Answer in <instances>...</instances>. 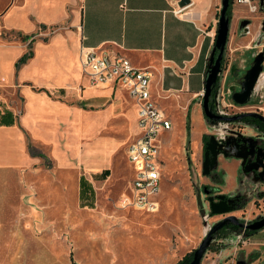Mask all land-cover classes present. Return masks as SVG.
<instances>
[{"label":"crops","instance_id":"1","mask_svg":"<svg viewBox=\"0 0 264 264\" xmlns=\"http://www.w3.org/2000/svg\"><path fill=\"white\" fill-rule=\"evenodd\" d=\"M179 1L0 0V168L32 169L42 157L29 150H48L56 170L76 173L79 198L80 177L93 188L112 154L137 134L133 99L118 85L89 84L81 46L150 71L152 97L172 123L159 136L161 153L179 119L189 122L191 150L202 151L208 127L202 94L222 0H190L184 7ZM33 35L32 56L16 69ZM120 130L125 135H115ZM240 161L224 160V177H237ZM258 235L254 240L264 244V229Z\"/></svg>","mask_w":264,"mask_h":264},{"label":"rangeland","instance_id":"2","mask_svg":"<svg viewBox=\"0 0 264 264\" xmlns=\"http://www.w3.org/2000/svg\"><path fill=\"white\" fill-rule=\"evenodd\" d=\"M249 5L232 1L224 63L212 99L217 95L221 101L219 94L227 86L231 92L238 90L252 53L264 49V4L250 0ZM244 20L248 21L247 32H243ZM257 85L250 104L238 106L229 97L226 102L235 106H226L225 116L245 112L264 116V70ZM185 121L183 125L182 119L177 120L173 132L163 139L161 191L155 213L120 208L119 199L130 177L125 145L112 154L109 175L96 177L92 207L80 204L73 187L76 173L56 170L48 150H37L42 161L32 169L0 168V264H175L194 251L205 233L223 218L210 214L206 199L219 193L236 198L230 214L240 221L263 217L264 181L243 172L242 158L222 153L211 173L202 175L203 150L197 154L193 147L191 150ZM206 121V134L217 141L256 132L243 119ZM114 133L125 135L124 130ZM190 144H194L192 138ZM230 147L235 150L234 141ZM232 158L240 161L237 177H224L219 166ZM203 185L211 189L204 192ZM260 230L247 232L226 225L213 234L200 264H235L240 253L251 260L246 264H264V244L254 240L261 236Z\"/></svg>","mask_w":264,"mask_h":264},{"label":"built area","instance_id":"3","mask_svg":"<svg viewBox=\"0 0 264 264\" xmlns=\"http://www.w3.org/2000/svg\"><path fill=\"white\" fill-rule=\"evenodd\" d=\"M250 4V0H237ZM250 6V5H249ZM254 11L255 6H250ZM51 32H54L51 29ZM37 36H31L29 42ZM79 63L82 74L90 85L115 84L123 88L133 99L136 106L137 134L126 148V161L130 177L125 193L119 199L120 208L155 213L159 207L161 191V150L159 136L172 127L171 120L153 99L150 90L151 74L148 69L134 67L121 55L107 50H94L80 47ZM229 67L227 68V70ZM244 69V67H242ZM261 76V75H260ZM221 90L218 101L215 95V111L224 114L230 100V88Z\"/></svg>","mask_w":264,"mask_h":264},{"label":"water","instance_id":"4","mask_svg":"<svg viewBox=\"0 0 264 264\" xmlns=\"http://www.w3.org/2000/svg\"><path fill=\"white\" fill-rule=\"evenodd\" d=\"M231 0H222L221 8L219 11L218 25L215 37V44L212 53L211 64L208 68L204 79V92L202 94V109L206 119L210 121L232 122L234 120L242 119L243 117H252L264 123V116L257 112H245L236 116H225L215 113L211 106V95L215 83L217 82L218 75L221 71L222 59L228 39L231 18L227 15ZM190 3V0H180L178 5L184 7ZM248 21L242 22L243 32H247ZM264 29V28H263ZM264 70V49L252 53V59L248 67L245 69L243 75L238 80L239 89L234 90L230 94L231 100L238 106L250 104L255 93L256 85L259 77ZM231 147L223 140L219 142L212 136H209L208 141L204 142L203 146V161H202V175L208 176L216 165L218 154L222 153L226 156H237L242 158V170L244 173H253L254 176L260 181H264V162L263 157L257 158L252 164L245 165L244 162L249 155L250 151L241 152L239 150H229ZM209 203V210L211 215H224L221 220L215 223L204 235L200 244L193 251L192 259L189 264H200L205 251L208 249L212 236L218 230L229 224L236 225L239 229L258 231L264 228V216L252 222H242L233 214H230L235 205V199L229 197L224 193L207 196ZM250 259H245V255L240 253L235 264L249 263Z\"/></svg>","mask_w":264,"mask_h":264},{"label":"trees","instance_id":"5","mask_svg":"<svg viewBox=\"0 0 264 264\" xmlns=\"http://www.w3.org/2000/svg\"><path fill=\"white\" fill-rule=\"evenodd\" d=\"M232 1L230 2V5H229V9L227 11V15L231 18V7H232ZM45 26L42 25L41 28H44ZM33 42V39L28 43V51H26L16 62L15 64V67L16 69H18L23 63H25L31 56H32V51H31V43ZM223 59H222V64H221V67H223ZM232 69L234 71L237 72L236 68L232 67ZM236 74V73H235ZM217 82L215 83L214 85V88L212 90V95H211V99H212V96L214 94V91H215V88H216V85ZM210 106L211 105V101H210ZM244 120L246 121H251V122H254L255 124H258V125H262V123L260 122V120L256 119V118H252V117H243ZM189 130H190V127H189V122L187 121L186 122V133H187V136H189ZM208 138V135L207 134H203L202 136V140H203V143L206 141V139ZM28 147L29 148H32V145L31 143H28ZM31 154H33L34 156H40V153L37 151V150H29ZM128 164V163H127ZM129 167V166H128ZM130 170V168H129ZM131 172V171H130ZM109 169H104L102 170V172L96 176L97 179H105L108 175H109ZM95 178V177H94ZM96 179V178H95ZM79 200H80V204L81 206H91L93 205V197H94V190L91 186L90 183H88L85 178L83 176L80 177V181H79ZM211 189L209 186L207 185H203L202 186V191L206 192V190H209ZM213 190V189H212ZM211 190V191H212ZM231 226L235 227V228H238L236 225L234 224H230ZM226 227V226H225ZM225 227L221 228L220 230H218V232H221ZM247 232H256V231H251V230H246ZM192 255H193V251L189 252V253H186L179 261H177L175 264H189V262L191 261L192 259Z\"/></svg>","mask_w":264,"mask_h":264},{"label":"flooded vegetation","instance_id":"6","mask_svg":"<svg viewBox=\"0 0 264 264\" xmlns=\"http://www.w3.org/2000/svg\"><path fill=\"white\" fill-rule=\"evenodd\" d=\"M262 5L264 4V0H261ZM264 21L262 22V31H264ZM215 98L211 99V108L212 110L215 111ZM219 101V100H218ZM224 111V109H223ZM225 115V112L224 114ZM243 119V118H242ZM208 120V119H207ZM237 120V119H236ZM244 120V119H243ZM210 121V120H209ZM235 121V120H234ZM232 121V122H234ZM244 124L247 126L249 130H255L256 132L252 136H244V133L238 134L237 136L234 135V140L232 138H229L228 140H225L229 146L232 145V141H234L235 144V150H239L241 152L245 151H250L251 153L247 155V158L244 162V166L252 164L257 158H262L264 156V123L262 125L255 124L254 122H249L244 120ZM253 130V131H254ZM208 138L206 141H208ZM223 138L222 140H224ZM221 140V141H222ZM219 141V142H221ZM242 161V160H241ZM263 162H264V157H263Z\"/></svg>","mask_w":264,"mask_h":264},{"label":"bare ground","instance_id":"7","mask_svg":"<svg viewBox=\"0 0 264 264\" xmlns=\"http://www.w3.org/2000/svg\"><path fill=\"white\" fill-rule=\"evenodd\" d=\"M258 86V85H257Z\"/></svg>","mask_w":264,"mask_h":264}]
</instances>
